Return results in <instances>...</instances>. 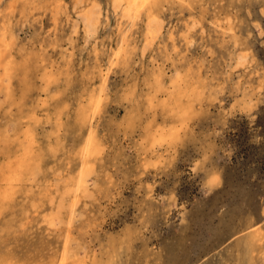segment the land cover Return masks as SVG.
Here are the masks:
<instances>
[{
  "label": "rangeland",
  "instance_id": "1",
  "mask_svg": "<svg viewBox=\"0 0 264 264\" xmlns=\"http://www.w3.org/2000/svg\"><path fill=\"white\" fill-rule=\"evenodd\" d=\"M59 1L54 20L46 0H0V264H264V0H150L156 41L142 55L141 20L114 63L110 3L92 37ZM174 77L203 94L178 119L160 104Z\"/></svg>",
  "mask_w": 264,
  "mask_h": 264
},
{
  "label": "bare ground",
  "instance_id": "2",
  "mask_svg": "<svg viewBox=\"0 0 264 264\" xmlns=\"http://www.w3.org/2000/svg\"><path fill=\"white\" fill-rule=\"evenodd\" d=\"M68 1V0H67ZM73 1V0H72ZM46 7L49 9V11L51 12V15H52V17H54V20L57 18V16L59 17L60 15H62V14H67L68 12H67V9H66V6L61 2V1H59V0H46ZM63 2H65V1H63ZM70 2V1H69ZM68 2V3H69ZM189 2V1H188ZM26 2L25 1H23V2H21V5H20V8L22 9V10H24L25 8H27V4H25ZM72 3V2H71ZM70 3V4H71ZM107 3H110V5H111V7H112V9H113V11H114V13H116V14H118V16H119V18H120V21H121V25H123L124 27L123 28H119V31H118V34H117V41H116V44H115V46H114V48L112 47V49H111V53H112V55H113V59H112V62L114 63L115 61H117L118 60V58H119V56H120V53L124 50V44H125V42H128L129 44L131 43V41L134 39V38H132L131 36L133 35V34H135V33H137L138 32V34H139V23L141 22V20H143V19H145V25H144V33L142 34L143 35V37L145 38L146 36L148 37L146 40H148V41H146L144 44H143V48H142V55H144L145 54V52L147 51V49L149 48L148 46H149V44H151V43H153L152 41H154L157 37H158V32H159V30H160V28H161V26H162V23L160 22V20L158 19V18H156L154 15H152L150 12H149V9H148V4H146L145 5V3H144V0H107ZM186 3V2H185ZM195 3V2H194ZM69 4V5H70ZM174 4V3H173ZM71 6V5H70ZM73 6V5H72ZM107 7V6H106ZM74 10L77 12V14H78V16H79V19H80V24H81V26L84 28V31H85V33H87V35L88 36H94V34L98 31V27L99 26H101L100 24L102 23V16H103V8H102V6H101V4L100 3H98V1L97 0H74ZM159 8V7H158ZM163 8V7H162ZM31 9L33 10V8L31 7ZM46 9V8H45ZM161 9V8H160ZM193 9V8H192ZM73 10V11H74ZM163 10V9H162ZM29 13V12H28ZM31 13V12H30ZM71 13V12H70ZM29 15V14H28ZM26 16H27V14H26ZM105 18V17H104ZM27 19V18H26ZM78 19V20H79ZM113 19V18H112ZM115 19V18H114ZM77 20V19H76ZM108 20V19H107ZM79 21H77V22H73L72 23V27H71V33H73V34H77V29H78V25H79V23H78ZM230 22V21H229ZM107 24V23H106ZM111 24V23H110ZM120 24V23H119ZM221 25V24H220ZM219 26V25H218ZM103 27V26H102ZM120 27V26H119ZM232 27V26H231ZM100 28V27H99ZM227 28H228V26H227ZM221 29V28H220ZM224 30V29H223ZM227 30V29H226ZM83 31V30H82ZM225 31V30H224ZM114 32H115V30H114ZM231 32V31H230ZM70 33V34H71ZM160 33V32H159ZM223 33H225V32H223ZM92 36V37H93ZM83 37V36H82ZM113 37H115V35L113 36ZM112 37V38H113ZM68 38H69V36H68ZM183 38H185V37H183ZM113 39H115V38H113ZM92 40V39H91ZM112 40V39H111ZM141 40H142V38H141ZM156 41V40H155ZM2 42V41H1ZM86 42V41H85ZM135 42H137V41H135ZM30 43V42H29ZM113 43V42H112ZM186 43V42H185ZM25 44V43H24ZM87 44V43H86ZM7 45V44H6ZM6 45H5V47H6ZM30 45V44H29ZM32 46H34V45H32ZM31 46V47H32ZM71 46V45H70ZM31 47H29L30 49H31ZM26 48V47H25ZM68 48V47H67ZM67 48H66V50H67ZM13 49V48H12ZM72 49V48H71ZM139 49H141V47L139 48ZM2 50V49H1ZM25 50V49H24ZM15 51V50H14ZM19 51V50H18ZM26 51V50H25ZM27 51H28V48H27ZM110 51V50H109ZM4 52V51H3ZM29 52V51H28ZM27 52V53H28ZM247 52V51H246ZM250 52V51H249ZM125 53V52H124ZM245 53V52H244ZM12 54V53H11ZM68 54H69V52H68ZM67 54V55H68ZM123 54V53H122ZM127 54V53H126ZM243 54V53H242ZM7 55V54H6ZM28 56V55H27ZM108 56V55H107ZM240 56L241 55H237V63H239L240 61H239V58H240ZM243 56H245V55H243ZM33 57V56H32ZM122 57V56H121ZM246 57V56H245ZM24 58H25V56H24ZM27 58V57H26ZM236 58V57H235ZM13 59V58H12ZM22 59V58H21ZM32 59V61H33V58H31ZM30 59V60H31ZM128 59V58H127ZM23 60V59H22ZM131 60V59H130ZM12 61V60H11ZM107 61H110V58L108 57V60ZM125 61V60H124ZM156 61V60H155ZM28 61H25V63H27ZM112 62H111V64H112ZM128 62V61H127ZM24 63V64H25ZM129 63V62H128ZM157 63V62H156ZM248 63V62H247ZM33 64V63H32ZM124 64V63H123ZM152 64V63H151ZM104 65V64H103ZM110 65V64H109ZM11 66H12V64H11ZM11 66H10V68H11ZM156 66V65H155ZM154 66V67H155ZM237 66V65H236ZM153 67V66H152ZM153 67V68H154ZM9 68V69H10ZM155 68H157V67H155ZM166 68V67H165ZM145 69V68H144ZM26 70H27V67H26ZM103 71V70H102ZM156 71V70H155ZM10 72H11V70H10ZM99 72V71H98ZM108 72V71H107ZM96 73V72H95ZM94 73V74H95ZM153 73V72H152ZM156 73V72H155ZM167 73V72H166ZM170 73V72H169ZM168 73V74H169ZM105 74V73H104ZM160 74V73H159ZM98 75H99V73H98ZM153 75V74H152ZM156 75V74H155ZM161 75V74H160ZM171 75V74H170ZM174 75V74H173ZM96 76H97V74H96ZM100 76V75H99ZM162 76V75H161ZM12 77H13V75H12ZM44 77H47L46 75L44 76ZM153 78V77H152ZM155 81H156V83H159V79H158V76L156 75L155 77ZM170 78V77H169ZM2 79V78H1ZM50 79V78H49ZM163 79V78H162ZM46 80V79H45ZM102 80H103V78H102ZM97 81H98V79H97ZM170 81V80H169ZM168 82V81H167ZM45 83V82H44ZM103 83V82H102ZM105 83V82H104ZM152 83V82H151ZM154 83V82H153ZM152 83V84H153ZM197 83V82H196ZM155 84V83H154ZM153 84V85H154ZM170 86H171V88H172V91H171V93H169V100L167 99V101H162V103H161V101H160V104L162 105V109H164L165 108V110H166V108L167 109H170V110H168V111H170V112H173V114H174V116H176L175 118H177L178 119V116H177V114H187L190 110H191V108H192V106L193 105H195V103L197 104L198 102H199V100H200V97H201V94L202 93H200L201 91H199V90H197L195 87H193V86H191L190 84H189V86H188V84H187V86H185V87H180L179 86V80H178V78L177 77H174L171 81H170ZM182 84V83H181ZM167 85V84H166ZM101 88V87H100ZM153 88V87H152ZM169 88V87H168ZM200 88V87H199ZM99 89V88H98ZM150 89H151V87H150ZM156 89V88H155ZM162 89L163 88H161V85H159V91L163 94L165 91H162ZM164 90H166L165 88H164ZM202 90H204V89H202ZM95 92H96V90H94ZM98 92V91H97ZM100 92V91H99ZM98 92V93H99ZM105 92V91H104ZM156 92H157V89H156ZM203 92V91H202ZM148 93H149V91H148ZM147 93V94H148ZM155 93V92H154ZM204 93V92H203ZM100 94V93H99ZM160 94V93H159ZM157 95L156 97H158V96H160V95ZM161 94V95H162ZM165 94V93H164ZM167 94V93H166ZM149 95V94H148ZM203 95V94H202ZM95 96H98V94L97 95H95ZM150 96V95H149ZM132 97V96H131ZM129 98V97H128ZM127 98V99H128ZM153 98V97H152ZM160 97H158L157 99H159ZM202 98H203V96H202ZM97 99V98H96ZM99 99V98H98ZM97 99V100H98ZM126 99V100H127ZM130 99V98H129ZM132 99V98H131ZM134 99V98H133ZM147 99L148 100H151V99H149L148 97H147ZM156 99V98H155ZM87 100H88V98H87ZM95 100V99H94ZM147 100V101H148ZM154 101H156V100H154ZM94 102V101H93ZM101 102V101H100ZM130 102H132V101H130ZM86 103V102H85ZM151 103H153V101L151 102ZM155 103V102H154ZM87 104V103H86ZM102 104H103V102H102ZM101 104V105H102ZM147 104V103H146ZM145 104V105H146ZM95 105V104H94ZM94 105H93V107H94ZM80 107V106H79ZM87 107V106H86ZM149 107V106H148ZM147 107V108H148ZM164 107V108H163ZM91 108V107H90ZM89 108V109H90ZM97 108V107H96ZM95 108V109H96ZM155 108V110L156 109H158V106H157V108L156 107H154ZM154 108H153V110H154ZM138 110V109H137ZM136 110V111H137ZM151 110V109H150ZM149 110V111H150ZM152 110V111H153ZM131 111V110H130ZM147 111V110H146ZM148 111V112H149ZM159 111V110H158ZM161 111L163 112V110H160L159 112L161 113ZM167 111V110H166ZM91 112V111H90ZM78 113V112H77ZM153 113V112H152ZM152 113H151V115H152ZM154 113H155V111H154ZM158 113V112H157ZM159 113V114H160ZM169 113V112H168ZM79 114V113H78ZM132 114H133V112H132ZM137 114H138V112H137ZM166 114V113H165ZM80 115V114H79ZM84 115V114H83ZM90 115H91V113H90ZM147 115H148V113H147ZM161 115H162V113H161ZM164 115V114H163ZM169 115V114H168ZM171 115V114H170ZM27 116H28V114H27ZM29 117V116H28ZM85 117V116H84ZM148 117H150V115L148 116ZM154 117H157L156 115H154ZM165 117V116H164ZM167 117V116H166ZM170 117V116H169ZM168 117V118H169ZM191 117V116H190ZM76 118H77V120H79L80 118H81V120L83 121V117L81 116L80 118L78 117V116H76ZM79 118V119H78ZM86 118V117H85ZM88 118V117H87ZM152 118L153 117H151V120H149L150 122L152 121ZM172 118H173V116H172ZM193 118V117H192ZM75 119V118H74ZM92 118H90V120H91ZM157 119V118H156ZM156 119H155V121H156ZM171 119V118H170ZM189 119V118H188ZM187 119V120H188ZM80 120V121H81ZM171 120H173V119H171ZM185 120V119H184ZM79 121V123H81ZM84 121H85V119H84ZM88 121H89V119H88ZM92 121V120H91ZM91 121H90V123H91ZM74 122L76 123V121L74 120ZM78 122V121H77ZM86 122V121H85ZM158 122V121H157ZM173 122V121H172ZM185 122H186V120H185ZM74 123V124H75ZM78 123V124H79ZM163 123H164V121H163ZM176 123V122H175ZM180 123V122H179ZM179 123H176V124H178L179 125ZM82 124V123H81ZM84 124V123H83ZM82 124V125H83ZM87 124H89V122H87ZM149 124H151V123H149ZM148 124V125H149ZM153 124V123H152ZM151 124V125H152ZM82 125H76V126H81L82 127ZM85 125H86V123H85ZM157 125V124H156ZM164 125V124H163ZM185 125H186V128H188L187 127V124L185 123ZM76 126H75V128H74V130L76 129ZM93 126H94V124H93ZM174 127L173 128H175V124L173 125ZM180 126V125H179ZM177 127V128H179L180 129V127ZM80 127V128H81ZM84 127V126H83ZM83 127H82V129H83ZM86 127V126H85ZM84 127V128H85ZM90 127V126H89ZM88 127V128H89ZM148 127V126H147ZM146 127V128H147ZM154 127H155V125H154ZM163 127V126H162ZM171 128H172V126H170ZM169 127V128H170ZM77 128H79V127H77ZM95 128V127H94ZM151 128V127H150ZM149 128V129H150ZM89 129H91V128H89ZM181 129H184L183 127L181 128ZM77 130H80V129H77ZM167 130V129H166ZM171 130H173V129H171ZM188 129H184V131L186 132ZM90 131V130H89ZM163 131V130H162ZM165 131V130H164ZM169 131V130H168ZM88 132V131H87ZM151 132V131H150ZM155 132H156V130H155ZM154 132V133H155ZM78 133V132H77ZM149 133V132H148ZM153 133V134H154ZM162 133V132H161ZM164 133V132H163ZM176 133V132H175ZM183 133V132H182ZM80 133H78V135H79ZM86 134H88V133H86ZM89 134H90V132H89ZM152 134V133H151ZM157 134V133H156ZM158 134H159V132H158ZM169 134H173V133H169ZM83 135V134H82ZM85 135V134H84ZM83 135V136H84ZM91 135V134H90ZM92 135H93V132H92ZM149 135H150V133H149ZM167 135H168V132H167ZM166 135V136H167ZM174 135V134H173ZM162 136V135H161ZM171 136V135H170ZM80 137H82V136H80ZM90 137V136H89ZM92 137V136H91ZM179 137V136H178ZM86 138H88V137H86ZM85 138V139H86ZM146 138V137H145ZM154 138L155 137H153V139L152 140H154ZM162 138V137H161ZM165 138H168L169 139V136L168 137H165ZM164 138V139H165ZM173 138H175V136L173 137ZM81 139V138H80ZM84 139V138H83ZM148 139H150V136L148 137ZM158 139L159 138H157V142H160V141H158ZM176 139H178V138H176ZM175 139V140H176ZM89 140V139H88ZM161 140V139H160ZM84 142V140H82L81 139V142ZM150 141H151V139H150ZM143 142H144V140H143ZM156 142V141H155ZM156 142V143H157ZM162 142H165V141H163L162 140ZM169 142H170V140H169ZM175 142V141H174ZM78 143V142H77ZM93 143H95V142H93ZM146 143V142H145ZM152 143H154V142H150L149 143V146H150V144H152ZM173 143V142H172ZM91 144V143H90ZM146 144H148V143H146ZM162 144V143H161ZM165 144V143H164ZM170 144V143H169ZM168 144V145H169ZM79 145H80V143H79ZM81 145H82V143H81ZM85 145V146H84ZM84 152H87L90 148V146H89V141H87V140H85V142H84ZM92 145H94V144H92ZM160 145V144H159ZM167 145V146H168ZM163 146V145H162ZM170 146V145H169ZM79 147V146H78ZM94 147V146H93ZM159 147V146H158ZM175 147V146H174ZM152 147L150 146V149H151ZM160 148H161V146H160ZM168 148V150H169V147H167ZM92 149V148H91ZM154 149V148H153ZM78 150H79V148L77 149V151H75V153L76 152H78ZM82 151H83V148L81 149ZM95 150V149H94ZM146 150V149H145ZM168 150H167V154H168ZM80 151V150H79ZM93 151V150H92ZM147 151H149V150H147ZM158 151V150H157ZM145 152V151H144ZM153 152H156V151H153ZM83 153V152H82ZM88 153V152H87ZM148 153V152H147ZM150 153H152V152H150ZM171 153V152H170ZM78 154V153H77ZM81 154V153H80ZM146 154V153H145ZM86 155V154H85ZM91 155V154H90ZM149 155H152V154H149ZM153 155H155V153L153 154ZM82 156V155H81ZM83 156H84V153H83ZM83 156L81 157V158H83ZM158 156V155H157ZM77 157V156H76ZM85 158H86V156H84ZM81 158H79V160L81 159ZM89 158L91 159V157L89 156ZM158 158V157H157ZM90 159H89V162H90ZM86 160H88V158L86 159ZM77 161V160H76ZM80 161H82L83 162V160H80ZM88 162V161H87ZM84 163H86L85 161H84ZM79 164H80V162H79ZM89 164V163H88ZM85 166V165H84ZM83 166V168H82V166L80 167L79 166V168H82L81 170H80V172L78 173V175H76V178H75V180L73 181V183H70L71 185L69 186V189H68V191L69 192H71L73 195H74V198L75 197H78L77 195H78V193H80V192H86L87 191V187H88V177H89V172L87 171V169L85 168ZM87 166V165H86ZM78 169V168H77ZM79 171V170H78ZM91 180V179H90ZM68 184V183H67ZM67 184H65V185H67ZM66 189V188H65ZM64 189V190H65ZM63 190V191H64ZM62 191V192H63ZM60 192V191H59ZM63 194V193H62ZM84 194V193H83ZM72 195V196H73ZM57 196V195H56ZM80 197V196H79ZM54 198V197H53ZM64 198V197H63ZM54 199H56V198H54ZM65 199V198H64ZM68 199V198H67ZM70 199V198H69ZM71 200V199H70ZM79 201V200H78ZM70 202V201H69ZM72 202V201H71ZM63 205H64V203H63ZM68 205V207H69V214H70V218L73 216V214H74V212H75V207H76V203H73V204H67ZM66 205V206H67ZM77 206H78V204H77ZM52 208V207H51ZM55 209V208H54ZM53 209V210H54ZM60 210H62V209H60ZM61 212V211H60ZM50 214V213H49ZM62 215H63V213H62ZM66 216H67V214H66ZM59 217H55V219H58ZM50 219V218H49ZM48 219V220H49ZM52 219V218H51ZM65 220V219H64ZM56 221V220H55ZM72 221V220H71ZM70 221V222H71ZM52 222V221H51ZM63 223V222H62ZM69 238V237H68ZM67 239V238H66ZM67 242H68V240H67ZM65 243V242H64ZM69 244V243H68ZM67 245V244H66ZM246 246H247V244H246ZM249 247V246H248ZM65 248V247H64ZM63 248V249H64ZM72 249V248H71ZM65 251V250H64ZM66 252V251H65ZM247 252H248V249H247ZM72 253V252H71ZM74 255H76V252H75V254ZM72 256V255H71ZM73 257V256H72ZM56 260H58L57 258H56ZM63 260H65V259H63ZM54 261H55V259H54ZM13 263V262H12ZM55 264V263H54ZM60 264V263H59ZM65 264V263H64Z\"/></svg>",
  "mask_w": 264,
  "mask_h": 264
},
{
  "label": "snow or ice",
  "instance_id": "3",
  "mask_svg": "<svg viewBox=\"0 0 264 264\" xmlns=\"http://www.w3.org/2000/svg\"><path fill=\"white\" fill-rule=\"evenodd\" d=\"M150 2V0H144V3L145 5L148 4ZM157 7H159L160 5L158 3L155 4ZM180 6L187 9V8H197V7H200V5H197V4H193L191 2L189 3H184L183 0H180ZM213 7H215V5H213ZM227 26V22H225V27ZM198 27V26H197ZM257 28V31H258V34L264 38V21H262L260 24H258L256 26ZM191 31V29L189 30ZM187 39L189 41V47L191 48L192 47V44L193 42H191V36L190 35H187ZM177 53H179V49L176 50ZM202 57H203V60L205 63H207V60H208V57L210 56H214L215 53L212 52V51H209V50H205L203 53L200 54ZM239 63L237 64V67H246L247 66V58L243 55L240 56L239 58ZM262 67H264V65H262ZM257 75H260L262 78H264V72H261V73H257ZM204 159L206 160L207 157H204ZM212 184H215L217 183V178H214L213 181L211 182Z\"/></svg>",
  "mask_w": 264,
  "mask_h": 264
}]
</instances>
